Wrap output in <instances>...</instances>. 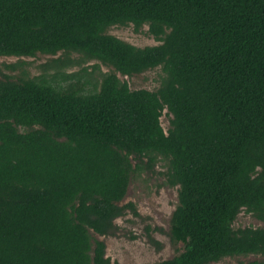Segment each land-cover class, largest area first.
Masks as SVG:
<instances>
[{
    "label": "trees",
    "instance_id": "trees-1",
    "mask_svg": "<svg viewBox=\"0 0 264 264\" xmlns=\"http://www.w3.org/2000/svg\"><path fill=\"white\" fill-rule=\"evenodd\" d=\"M127 26L158 44L108 33ZM39 54L60 55L0 72V264H118L100 238L137 215L130 179L159 160L183 247L159 264L264 256V228L233 227L241 211L264 224V0H0V57ZM100 65L92 91L53 85ZM156 68L152 91L120 79Z\"/></svg>",
    "mask_w": 264,
    "mask_h": 264
},
{
    "label": "rangeland",
    "instance_id": "rangeland-1",
    "mask_svg": "<svg viewBox=\"0 0 264 264\" xmlns=\"http://www.w3.org/2000/svg\"><path fill=\"white\" fill-rule=\"evenodd\" d=\"M135 33L132 26L112 27L108 33L137 47L157 45L151 36L145 32ZM52 57L37 55L35 58L0 57V72L6 73L5 65L24 61V66L29 77H36L42 74L40 66L47 63ZM76 58L75 55L72 56ZM96 64L88 63L87 66ZM81 67H71L63 70L65 75L80 72ZM110 69L100 65L99 70L88 67L87 73H81L78 77L57 78L53 85L65 91L74 89L79 93H87L98 86L101 79V72H108ZM9 74V73H8ZM19 76V72L15 73ZM161 75L160 68L147 71L133 77H120L128 83L131 90L147 89L155 90L159 85ZM48 74L45 77L48 78ZM160 124L166 130L168 128V116L163 112ZM23 132V129H19ZM165 162L159 160L153 172L134 174L129 182L127 193L123 204L132 203L137 215L127 212L124 216L115 220L117 230L114 235L101 237L106 245V257L118 264H159L161 261L171 259L183 250L181 244H172L169 239L171 214L177 206V188H169L164 185V177L160 172L164 171ZM234 228L262 227L264 224L256 220L245 211L237 216L233 223ZM153 239L161 248H156L149 242ZM252 260H264V256L248 255L226 257L217 263L211 264H244Z\"/></svg>",
    "mask_w": 264,
    "mask_h": 264
}]
</instances>
